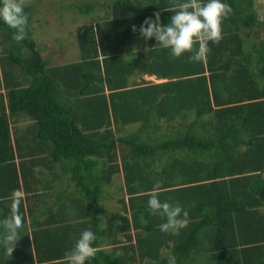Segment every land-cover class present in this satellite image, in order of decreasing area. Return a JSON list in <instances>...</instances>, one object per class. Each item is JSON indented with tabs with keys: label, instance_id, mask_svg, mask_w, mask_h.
<instances>
[{
	"label": "trees",
	"instance_id": "trees-1",
	"mask_svg": "<svg viewBox=\"0 0 264 264\" xmlns=\"http://www.w3.org/2000/svg\"><path fill=\"white\" fill-rule=\"evenodd\" d=\"M174 2L184 0L60 4L82 19L75 59L60 64L29 35L31 4L23 41L0 20V220L19 191L30 227L11 257L0 245V264H65L85 229L98 249L86 264H167L168 254L177 264H264V37L251 35L264 14L254 0H223L233 12L222 40L190 62L138 31L157 11L169 23ZM143 74L167 80L137 81ZM156 180L162 202L189 212L178 235L149 211ZM109 198L115 225L100 223Z\"/></svg>",
	"mask_w": 264,
	"mask_h": 264
},
{
	"label": "clouds",
	"instance_id": "clouds-1",
	"mask_svg": "<svg viewBox=\"0 0 264 264\" xmlns=\"http://www.w3.org/2000/svg\"><path fill=\"white\" fill-rule=\"evenodd\" d=\"M28 0H0V20L11 29H14L13 39L21 42L26 38L29 27V17L25 12ZM173 12L167 24L161 22L159 11L153 17H147L139 26V33L144 39L155 38L156 44L170 49L173 59L181 57L184 53H192L190 62H203L211 52L209 42L219 44L222 40V25L226 18L233 12L232 7L223 0H184L175 3ZM132 31H137V26L132 25ZM198 45V48L196 47ZM162 181L156 180L152 190L148 193L147 202L152 215H159L166 219L160 225V230L165 233L178 235L180 230L188 225V210L179 202L175 204L159 199ZM23 197L19 191L12 193L10 214L0 220V245L6 250L8 257L12 252L24 227V217L20 211ZM95 233L85 229L80 233L74 246L65 253V264H86V261L95 257L98 249L94 247ZM167 264H177L176 257L167 256Z\"/></svg>",
	"mask_w": 264,
	"mask_h": 264
},
{
	"label": "rangeland",
	"instance_id": "rangeland-1",
	"mask_svg": "<svg viewBox=\"0 0 264 264\" xmlns=\"http://www.w3.org/2000/svg\"><path fill=\"white\" fill-rule=\"evenodd\" d=\"M68 1L74 4V2L79 0H28V4H31L33 8L29 35L36 42L38 47H51L48 51H45L43 55L49 58L52 63L60 64L64 63L65 60L70 61L75 59V45L72 41L75 39V27L77 25H82V19L72 6L61 7L60 4L66 6L67 3H69ZM99 1L101 2L103 0ZM254 7L259 14H264V0H254ZM101 12L102 9L100 10L99 8L97 13ZM95 15L96 13H93L86 15V17H91L93 19ZM251 35L258 37L264 36V27L258 26L257 31H252ZM162 130L163 129L159 130V133ZM115 182H118V180ZM112 195L114 194L112 193ZM103 207L104 214L100 217V223H106V225L110 223L114 224V220L112 222L111 217H113L115 213L111 212H117L118 206L109 198L107 201L103 202ZM103 216H106L105 220H102Z\"/></svg>",
	"mask_w": 264,
	"mask_h": 264
},
{
	"label": "crops",
	"instance_id": "crops-1",
	"mask_svg": "<svg viewBox=\"0 0 264 264\" xmlns=\"http://www.w3.org/2000/svg\"><path fill=\"white\" fill-rule=\"evenodd\" d=\"M260 37H264V36H260ZM252 38L254 40H258L259 37L258 36H255V35H252ZM131 55V52L129 53ZM253 58H254V55H252ZM139 79H142V80H145V81H148V82H152V83H162V82H165L167 79L166 78H156L155 76L153 75H148V74H143L141 75L140 77H138L136 80L138 81ZM187 89H189L188 87H185ZM186 97V95H184ZM181 120V116H180V113H177V115L175 116V118L173 119V122H178ZM161 121H165V119H161ZM261 176L262 178L264 179V169L263 171L261 172ZM1 178V176H0ZM46 181H50V185H52L53 187H58V183L56 181H52L50 180V178H46L45 179ZM2 182V181H1ZM5 189V187H2L0 186V191L2 192L3 190ZM23 195V194H22ZM257 209L259 210V212L261 213L260 215L264 214V200L261 201V205H259V207H257ZM261 218V216H259ZM259 217H255L256 221L252 224L254 225V228L258 231L257 233L259 234V232H263V229H262V225L263 223L261 224L258 220H259ZM29 218V216L27 217ZM25 225L27 227H25ZM29 225V219H26V221H24V227L20 230L22 232V230H26L27 232H29L30 230V227L28 226ZM263 244V243H262ZM260 244V245H262ZM111 246H101V248H105V249H110ZM194 264H198L197 262H194Z\"/></svg>",
	"mask_w": 264,
	"mask_h": 264
}]
</instances>
